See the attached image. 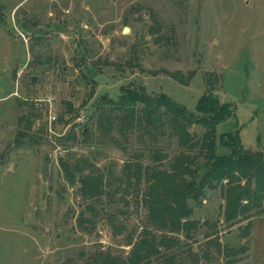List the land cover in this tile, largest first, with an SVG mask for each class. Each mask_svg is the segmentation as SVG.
I'll use <instances>...</instances> for the list:
<instances>
[{
	"label": "rangeland",
	"instance_id": "1",
	"mask_svg": "<svg viewBox=\"0 0 264 264\" xmlns=\"http://www.w3.org/2000/svg\"><path fill=\"white\" fill-rule=\"evenodd\" d=\"M0 12V264H82L81 253L98 248L130 250L103 218L90 230L77 225L85 201L60 165L85 157L120 172L136 135L126 149L81 140L94 102L117 97L122 84L144 83L196 111L210 80L235 110L218 134L237 131L246 150L264 152V0H0ZM94 61L102 71L89 98L92 82L82 70ZM74 123L79 140L64 144ZM224 206L220 190L196 206L194 218L217 225L203 226L193 247L201 249L205 231L217 232L223 243L246 246L241 260L227 263L213 246L211 257L188 264H264V220L245 236L224 222ZM145 213L132 208L130 227L141 226Z\"/></svg>",
	"mask_w": 264,
	"mask_h": 264
},
{
	"label": "trees",
	"instance_id": "2",
	"mask_svg": "<svg viewBox=\"0 0 264 264\" xmlns=\"http://www.w3.org/2000/svg\"><path fill=\"white\" fill-rule=\"evenodd\" d=\"M83 64L82 75L92 82V98L95 76L102 70L97 61ZM208 84L196 111L164 92L149 93L144 83L135 80L122 84L117 97L102 94L94 102L82 126L81 142L110 140L126 149L136 135L137 148L119 173L112 167H97L85 157L60 158V165L71 184L79 183L85 201L77 225L90 230L103 218L115 236H124L130 250L98 248L81 253L82 264H188L189 258L193 263L211 257L213 246L227 256V263L241 260L246 246L223 243L217 232L205 231L201 249L195 252L193 247L203 226L217 225L193 217L211 190H220L225 199L223 220L227 226L238 225L241 234L246 236L256 221L264 220V152L246 150L237 131L218 134V124L235 110L213 93L212 81ZM67 104L74 112L72 103ZM79 116L77 110L66 122ZM75 126L61 142L79 140ZM218 140L229 152L218 153ZM141 206L146 210L145 220L139 227H130L132 208ZM63 264L77 263L69 258Z\"/></svg>",
	"mask_w": 264,
	"mask_h": 264
},
{
	"label": "water",
	"instance_id": "3",
	"mask_svg": "<svg viewBox=\"0 0 264 264\" xmlns=\"http://www.w3.org/2000/svg\"><path fill=\"white\" fill-rule=\"evenodd\" d=\"M128 30H129V27L126 26V27L124 28V31L127 32ZM33 81H35V77H33Z\"/></svg>",
	"mask_w": 264,
	"mask_h": 264
},
{
	"label": "built area",
	"instance_id": "4",
	"mask_svg": "<svg viewBox=\"0 0 264 264\" xmlns=\"http://www.w3.org/2000/svg\"><path fill=\"white\" fill-rule=\"evenodd\" d=\"M54 118H55V116H54Z\"/></svg>",
	"mask_w": 264,
	"mask_h": 264
}]
</instances>
